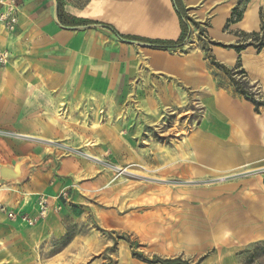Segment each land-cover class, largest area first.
<instances>
[{"label": "crops", "instance_id": "obj_1", "mask_svg": "<svg viewBox=\"0 0 264 264\" xmlns=\"http://www.w3.org/2000/svg\"><path fill=\"white\" fill-rule=\"evenodd\" d=\"M179 1L187 37L162 48L136 38L179 39L183 20L174 0H17L15 29L0 23V51L9 55L0 64V130L18 137L0 136V167L25 156L40 165L20 185L0 183V197L50 191L48 171L41 168L52 165L53 148L35 139L69 137L81 108L92 102H195L200 115L189 134L191 162L256 178L264 169V109H255L225 69H243L264 93V47L246 45V37L264 25V0ZM70 164L64 159L61 171ZM24 197L18 213L32 216L33 197ZM203 264L216 263L207 258Z\"/></svg>", "mask_w": 264, "mask_h": 264}, {"label": "rangeland", "instance_id": "obj_2", "mask_svg": "<svg viewBox=\"0 0 264 264\" xmlns=\"http://www.w3.org/2000/svg\"><path fill=\"white\" fill-rule=\"evenodd\" d=\"M246 38L258 50L264 25L258 36ZM240 69L233 70L234 78L264 101ZM81 111L69 137L35 139L53 148L52 165L41 168L48 171L50 191L0 197V264H152L155 256L189 264L207 258L216 264H264V169L246 181L242 172L197 168L188 149L200 115L195 102L167 107L92 102ZM0 136L18 137L1 130ZM64 159L71 160L65 172ZM22 161L20 178L0 183L20 185L40 165L25 156L9 167ZM28 165L31 169H22ZM24 196L33 197L32 216L18 213Z\"/></svg>", "mask_w": 264, "mask_h": 264}, {"label": "trees", "instance_id": "obj_3", "mask_svg": "<svg viewBox=\"0 0 264 264\" xmlns=\"http://www.w3.org/2000/svg\"><path fill=\"white\" fill-rule=\"evenodd\" d=\"M175 6L177 8V12L179 13L181 19L183 20V28H184V32L181 35V37L177 40V41H160V40H147V39H143V38H136V37H131V36H127L126 38L129 39H138V40H142V41H147V42H151L152 44H154L155 46L158 47H162V48H173L178 46L179 44L183 43V41L185 40V38L187 37L188 34V25L186 24V15L184 12L183 7L180 4L179 0H174ZM263 28V26H262ZM254 35V37L258 36V32H254L252 33ZM246 45H252V43L247 42ZM242 46L245 45H237L236 48H242ZM256 47L258 49H260L261 47H264V42H260L258 45H256ZM231 76V79L233 80V82L235 83L236 87L238 88L239 92H241L242 94H244L247 98L251 99L254 104H255V109H259L260 106H264V101H259L256 100L254 97H252L250 95V93L241 86V82L237 79L234 78L233 73L229 70V69H225ZM240 73H244L245 71L243 69L239 70ZM150 263H161V264H189L187 261L182 260L179 257H175V258H161V257H157L155 256L152 260L149 261Z\"/></svg>", "mask_w": 264, "mask_h": 264}, {"label": "built area", "instance_id": "obj_4", "mask_svg": "<svg viewBox=\"0 0 264 264\" xmlns=\"http://www.w3.org/2000/svg\"><path fill=\"white\" fill-rule=\"evenodd\" d=\"M18 2L17 0H0V23L8 31H13L17 25L18 17ZM8 61V52L0 51V64H6ZM46 200L44 197H41L40 204L42 210V214L45 212L46 206L44 205ZM23 220H25L28 224L33 223V219L29 218L27 215L23 216Z\"/></svg>", "mask_w": 264, "mask_h": 264}, {"label": "water", "instance_id": "obj_5", "mask_svg": "<svg viewBox=\"0 0 264 264\" xmlns=\"http://www.w3.org/2000/svg\"><path fill=\"white\" fill-rule=\"evenodd\" d=\"M22 162H18L14 167L3 166L0 168V178L3 180H15L21 176Z\"/></svg>", "mask_w": 264, "mask_h": 264}]
</instances>
